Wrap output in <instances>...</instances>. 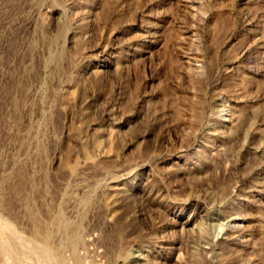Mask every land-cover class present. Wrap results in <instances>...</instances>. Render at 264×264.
<instances>
[{"label": "rangeland", "instance_id": "rangeland-1", "mask_svg": "<svg viewBox=\"0 0 264 264\" xmlns=\"http://www.w3.org/2000/svg\"><path fill=\"white\" fill-rule=\"evenodd\" d=\"M0 264H264V0H0Z\"/></svg>", "mask_w": 264, "mask_h": 264}]
</instances>
